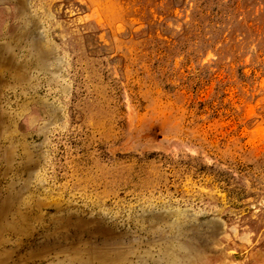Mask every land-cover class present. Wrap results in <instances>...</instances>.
Masks as SVG:
<instances>
[{
    "label": "rangeland",
    "instance_id": "obj_1",
    "mask_svg": "<svg viewBox=\"0 0 264 264\" xmlns=\"http://www.w3.org/2000/svg\"><path fill=\"white\" fill-rule=\"evenodd\" d=\"M0 264H264V0H0Z\"/></svg>",
    "mask_w": 264,
    "mask_h": 264
}]
</instances>
